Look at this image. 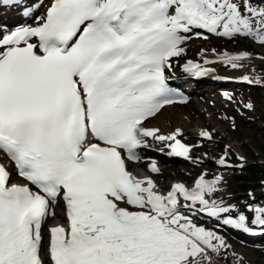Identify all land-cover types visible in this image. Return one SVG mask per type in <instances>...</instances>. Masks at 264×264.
Segmentation results:
<instances>
[{
	"label": "snow or ice",
	"instance_id": "snow-or-ice-1",
	"mask_svg": "<svg viewBox=\"0 0 264 264\" xmlns=\"http://www.w3.org/2000/svg\"><path fill=\"white\" fill-rule=\"evenodd\" d=\"M0 13V264H212L210 253L227 255L232 245L198 224L200 214L217 228L264 236V201L251 192L243 204L214 199L223 176L201 173L161 193L126 164L152 147L149 138L162 145L156 151L201 163L191 155L199 142H182L181 128L162 133L147 122L187 99L169 84L187 34L264 48V0H0ZM202 59L236 70L251 54ZM203 65L181 67L197 77L214 71ZM229 151L218 166H233ZM236 159L243 170L246 158ZM147 167L160 171L155 159ZM57 206L64 222L49 225Z\"/></svg>",
	"mask_w": 264,
	"mask_h": 264
},
{
	"label": "rangeland",
	"instance_id": "rangeland-1",
	"mask_svg": "<svg viewBox=\"0 0 264 264\" xmlns=\"http://www.w3.org/2000/svg\"><path fill=\"white\" fill-rule=\"evenodd\" d=\"M193 43L195 44H193L194 47L191 50H185L183 57L195 62L201 61V58L197 57V55L201 53V49H204L207 55H217L224 51H248L251 54V59L242 62L246 65L245 68L233 70L225 65H220V71L223 73L235 72V74L249 75V77L256 78L257 85H260V89L252 90L251 95L248 94L247 96H245V94L235 95L234 98L237 99V103H235L234 100L233 103L224 104L225 108L228 110H220L219 112L211 109L212 113H209V116L207 115L210 117V120L209 118L208 120L211 124L205 122L206 120L202 121L203 118L200 121L201 117L196 120V117H198L200 113L191 108L192 104L182 108L174 107L167 109V114H174V117L171 118L174 122L177 121L176 118H180L183 121H186L187 117L192 118V122H189L190 128L188 132L183 131V138L187 143L191 145L197 144L198 138L196 139L195 137L199 136L198 132L202 129L212 134V142L205 141L206 143H199V145L202 144V147L198 150L199 152H196L205 163L202 164L199 169L193 170V167L187 164H167L165 161H163V164L159 163L158 165L166 168L169 174L166 180L162 179V181H159V185H166L172 180L190 183L192 177L199 172H205L212 178L219 174L223 176L224 181L221 183L219 190L215 193L214 199L218 201L223 200L225 204H240L235 201L238 196L236 192L242 190V182L240 181L243 178L249 177L250 172L254 169H264V88L261 87L264 86V60L260 59V57H264V48L255 44L250 38H237L233 40L226 37H218L215 39L197 40L193 41ZM213 49L216 50L215 53H213ZM248 102L253 103L255 111L243 107V104ZM166 113L164 111L162 115L158 116L156 124L162 128H167V132H170L175 128L173 126L175 124H168L167 121L169 118L165 115ZM225 117L234 118L236 124L235 130L231 126L232 121ZM212 120L216 122V125L213 124ZM194 134L196 136H193ZM225 145H229L230 148L228 154L229 161L238 164L239 161L236 159L237 154L243 155L246 158L247 163L243 167V170L221 171L215 168L213 164L220 155L224 154ZM136 171H142V169L139 168ZM249 185L251 189L255 188L252 183ZM240 197L244 198L245 201L249 199V197L245 198V196ZM221 234L225 236L227 242L232 245V248L227 255L223 252L220 255L210 253L212 264H264V247H261V249H247L245 253V249H242V251L240 250L244 244L240 242L237 235L235 236L231 233H227V235H225L226 233ZM232 252H235L236 255L233 256Z\"/></svg>",
	"mask_w": 264,
	"mask_h": 264
},
{
	"label": "bare ground",
	"instance_id": "bare-ground-1",
	"mask_svg": "<svg viewBox=\"0 0 264 264\" xmlns=\"http://www.w3.org/2000/svg\"><path fill=\"white\" fill-rule=\"evenodd\" d=\"M194 43H189V45H187V48L185 49V50H191L193 47H194V45H193ZM190 53V52H189ZM193 53V52H192ZM202 53H200V55H201ZM209 59H211V58H215L214 56L213 57H208ZM204 66H207V67H213L214 65H212V64H208V65H204ZM214 68V67H213ZM238 70V69H237ZM243 73V72H242ZM235 75H237V77L238 76H241L240 74H235ZM206 104H209V103H207L206 102ZM174 107H177V108H182V107H185V106H180V105H174V106H172L171 108H174ZM191 108H193V110H196V111H198L199 113V116L198 117H196V120H198V118L199 117H201L200 118V121H201V119H202V121H205V122H208L209 124H211L210 123V117H208L206 114L208 113V112H211V108L210 107H204V108H201V109H198V107H197V105H195L194 103L192 104V106H191ZM167 109L168 108H164L163 109V111L162 112H164L165 111V113H166V111H167ZM162 112L160 113V115H162ZM169 119H168V124H175V125H173L175 128H177V127H179V128H181L182 129V131H187L188 132V129L190 128L189 126V122L191 121V117H187V120L185 121H183V120H181L180 118H176V116H175V118L177 119V121L176 122H174V120L173 119H171V118H173L174 117V114L173 115H170V114H165ZM178 117V116H177ZM180 117V116H179ZM158 118V116L155 118V119H153V120H151L150 122H148V125L149 126H152V127H157V128H159L160 129V131L162 132V133H167V128H162V127H160V126H158L157 124H156V119ZM186 118V117H185ZM206 118V119H205ZM208 118H209V120H208ZM173 120V121H172ZM195 120V121H196ZM199 121V122H200ZM192 122V121H191ZM212 122H213V124H215L216 125V122L214 121V120H212ZM165 125V124H164ZM169 126V125H168ZM198 127H200L199 125H197ZM196 126V127H197ZM195 127V128H196ZM197 127V128H198ZM175 128H173L172 130H174ZM199 130V129H198ZM203 130V129H202ZM200 132V131H199ZM199 132H198V134H199ZM197 134V133H196ZM191 135V134H190ZM193 136H196L195 134L193 135ZM196 139L197 138H200V136H196L195 137ZM200 139H203L202 137L200 138ZM138 167H141V165H138ZM169 177V174H168V172L166 171V168H164V167H161V170H160V174L158 175V177L156 178V184H157V186H158V184H159V181H162V179L163 180H166L167 178ZM165 182V181H164ZM162 183V182H161ZM162 187H163V185H161ZM56 218H57V221L56 222H59L58 221V219H61L60 217V215H58L57 213H56ZM232 235H235L236 236V234H234V233H231ZM242 249H245L244 247H242V248H240V250L242 251ZM247 251H246V249H245V253H246Z\"/></svg>",
	"mask_w": 264,
	"mask_h": 264
},
{
	"label": "trees",
	"instance_id": "trees-1",
	"mask_svg": "<svg viewBox=\"0 0 264 264\" xmlns=\"http://www.w3.org/2000/svg\"><path fill=\"white\" fill-rule=\"evenodd\" d=\"M257 181H264V169L263 170L254 169L253 171H251L250 176L244 178L242 191L249 188V183H256Z\"/></svg>",
	"mask_w": 264,
	"mask_h": 264
}]
</instances>
